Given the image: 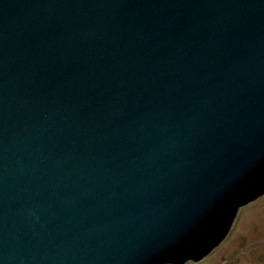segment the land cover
<instances>
[{
	"label": "water",
	"instance_id": "water-1",
	"mask_svg": "<svg viewBox=\"0 0 264 264\" xmlns=\"http://www.w3.org/2000/svg\"><path fill=\"white\" fill-rule=\"evenodd\" d=\"M264 194V0H0V264H188Z\"/></svg>",
	"mask_w": 264,
	"mask_h": 264
},
{
	"label": "rangeland",
	"instance_id": "rangeland-1",
	"mask_svg": "<svg viewBox=\"0 0 264 264\" xmlns=\"http://www.w3.org/2000/svg\"><path fill=\"white\" fill-rule=\"evenodd\" d=\"M188 264H264V194L238 210L220 245Z\"/></svg>",
	"mask_w": 264,
	"mask_h": 264
}]
</instances>
